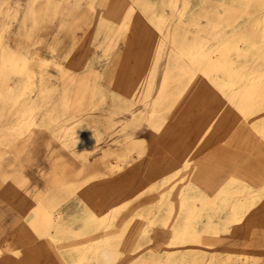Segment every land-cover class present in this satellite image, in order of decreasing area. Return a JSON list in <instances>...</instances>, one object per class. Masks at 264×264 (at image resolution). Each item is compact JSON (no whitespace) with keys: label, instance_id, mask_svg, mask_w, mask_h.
Masks as SVG:
<instances>
[{"label":"rangeland","instance_id":"374dc122","mask_svg":"<svg viewBox=\"0 0 264 264\" xmlns=\"http://www.w3.org/2000/svg\"><path fill=\"white\" fill-rule=\"evenodd\" d=\"M231 1L0 0V79L13 85L29 70L38 71L39 61H44L49 77L40 79L38 73L40 86L52 89L57 101L65 89L70 90L68 110L64 114L57 107L51 111L56 120L36 127L30 135L0 142V257L4 264H54L57 242L34 231L32 207L41 204L53 212L62 206L65 214L76 218V228L83 230L90 211L81 206V195L101 176L102 162H115L116 155L132 143L152 150L155 118L151 113L169 65L179 71L191 62L190 52L205 46L210 56L218 57L215 68L227 70L228 48L244 31L255 33L256 18L261 17L260 13L249 18L240 11L223 12ZM251 3L254 7L259 0ZM161 15L168 18L171 34L178 35L175 44L171 34L166 37L156 27ZM153 40L162 43L154 87L146 96L142 86L153 66L156 46L149 49ZM45 112L47 108L42 107L39 120ZM82 123L91 127L89 136ZM138 205L146 222L157 216L153 239L142 241L139 254H153L163 264L171 240L162 222L167 212H158L145 198L125 211L126 218ZM263 216L264 211L257 214L259 219ZM206 220L204 216L199 223V232ZM246 225L240 221L223 233L221 243L205 251L204 263L243 264L247 246L250 256L261 257L257 264H264V233L258 228L246 238Z\"/></svg>","mask_w":264,"mask_h":264},{"label":"bare ground","instance_id":"6f19581e","mask_svg":"<svg viewBox=\"0 0 264 264\" xmlns=\"http://www.w3.org/2000/svg\"><path fill=\"white\" fill-rule=\"evenodd\" d=\"M251 1L232 0L223 8L249 18L261 14L255 33L244 31L228 48L226 71L215 68L218 57L210 56L205 46L190 52L191 62L179 71L167 67L151 113L152 150L132 143L115 162H102L101 176L81 195V206L90 211L83 230L62 206L53 212L41 204L32 207L34 231L57 242L54 264H105V253L111 264H158L155 255L139 254L142 241L153 239L157 216L146 222L141 205L132 208L129 219L125 216L145 198L158 212H167L162 222L171 240L163 264H205V251L215 249L221 235L240 221L247 222L246 238L258 228L264 233V216L257 217L264 211V0L254 7ZM156 27L166 37L171 34L165 16H158ZM170 38L173 44L179 40L175 32ZM161 43L153 40L149 45L156 49L142 86L146 96L154 87ZM46 67L39 61L38 71L29 70L13 85L0 79V142L30 135L56 120L51 113L56 107L62 114L68 110L70 90L57 101L52 89L46 91L38 83V73L40 79L49 77ZM42 107L47 112L39 120ZM81 128L91 134V127L82 123ZM204 216L205 229L199 232ZM243 253V264H257L261 258L250 256L247 246Z\"/></svg>","mask_w":264,"mask_h":264},{"label":"clouds","instance_id":"9594fccd","mask_svg":"<svg viewBox=\"0 0 264 264\" xmlns=\"http://www.w3.org/2000/svg\"><path fill=\"white\" fill-rule=\"evenodd\" d=\"M103 258H104L105 264H111L110 256L107 253L104 254Z\"/></svg>","mask_w":264,"mask_h":264}]
</instances>
